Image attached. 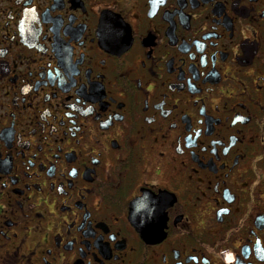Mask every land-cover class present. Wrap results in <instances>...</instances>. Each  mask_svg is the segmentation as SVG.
I'll use <instances>...</instances> for the list:
<instances>
[{"label": "flooded vegetation", "instance_id": "1", "mask_svg": "<svg viewBox=\"0 0 264 264\" xmlns=\"http://www.w3.org/2000/svg\"><path fill=\"white\" fill-rule=\"evenodd\" d=\"M0 264H264V0H0Z\"/></svg>", "mask_w": 264, "mask_h": 264}]
</instances>
